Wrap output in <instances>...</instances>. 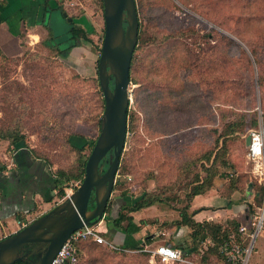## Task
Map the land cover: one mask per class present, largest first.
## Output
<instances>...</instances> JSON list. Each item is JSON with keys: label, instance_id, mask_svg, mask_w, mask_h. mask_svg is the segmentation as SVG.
Wrapping results in <instances>:
<instances>
[{"label": "rangeland", "instance_id": "rangeland-1", "mask_svg": "<svg viewBox=\"0 0 264 264\" xmlns=\"http://www.w3.org/2000/svg\"><path fill=\"white\" fill-rule=\"evenodd\" d=\"M60 1L69 14L87 18L94 28L93 43L74 48L68 57L56 56L41 43L47 30L40 24L19 28V12L13 13L7 22L14 26L12 34L19 31L18 38L8 41L6 29L0 30V45L14 58H0V133H24L35 156L48 160L54 170L75 173L80 154L69 136L77 133L96 140L100 134L98 62L105 18L103 0ZM136 1L141 22L133 68L137 92L132 94L127 142L105 217L117 216L127 198L145 192L157 201L131 213L134 221L126 232L141 249L115 252L90 243L83 248L80 264H162L144 250L145 241L193 248L185 262L174 264H213V230L201 231L194 241L191 227L175 224L185 205L193 206L195 182L209 180L202 164L213 163L205 161L204 154L218 146H224L220 152L225 155L216 164L214 186L199 196L194 210L203 214L195 219L232 228L233 217L251 232V219L264 208V161L247 155L245 141L250 130L264 128V0ZM30 6L35 11L34 2ZM253 116L258 119L255 127L250 125ZM233 122L244 132L231 133L218 144L217 138L228 133ZM14 150L8 139H0V164L13 166ZM90 153L87 146L82 155L88 158ZM233 177L238 188L232 194L234 209L210 217L205 202L230 193ZM81 182L73 178L66 195L48 207L66 200ZM102 222L100 228L113 225L112 218ZM153 235L155 239L148 240ZM244 243L252 245L247 264H264L263 227L254 242L246 236Z\"/></svg>", "mask_w": 264, "mask_h": 264}, {"label": "water", "instance_id": "water-1", "mask_svg": "<svg viewBox=\"0 0 264 264\" xmlns=\"http://www.w3.org/2000/svg\"><path fill=\"white\" fill-rule=\"evenodd\" d=\"M103 10L105 33L98 73L105 111L100 134L87 159L86 175L62 203L0 239V264H14L23 258L21 251L33 244L42 249L34 264H50L71 233L105 218L127 142L133 90L131 67L140 20L136 0H103ZM250 142L248 134L246 144ZM109 153L111 160L105 169Z\"/></svg>", "mask_w": 264, "mask_h": 264}, {"label": "trees", "instance_id": "trees-1", "mask_svg": "<svg viewBox=\"0 0 264 264\" xmlns=\"http://www.w3.org/2000/svg\"><path fill=\"white\" fill-rule=\"evenodd\" d=\"M32 1V2H31ZM16 3L17 5L13 6ZM34 2L35 11H32V8L30 4ZM19 6V7H18ZM20 6H22L20 8ZM19 12V17H16L15 20L19 21L22 20L25 25H35L40 24L47 30V36L42 39L41 43L44 47L48 48L51 52L54 53L56 56L61 57H68L71 53V51L78 47L82 46L84 44L93 43V38L91 34L94 32V28L91 26L90 22L87 20L86 17H76L74 15L69 14L68 10L63 6L62 2L60 0H0V23L9 20L11 15L13 13ZM12 19V18H11ZM140 20V19H139ZM9 29L12 31L13 25L9 24ZM20 28V27H19ZM140 28H141V22H140ZM15 32L13 34L19 35V31L17 29H14ZM139 39H140V30H139ZM139 47V40H138V46L136 50ZM100 51H102V47L100 48ZM136 53V51H135ZM134 53L133 60H132V67H131V78L133 83H136V76L133 74V68L136 64V54ZM255 54V53H254ZM0 58H3L5 60L14 59L11 56H8L2 49L0 45ZM99 65V62H98ZM113 86V83H112ZM102 91V89L100 90ZM137 89H134L132 91L133 95H136ZM101 99H102V110L101 115L99 117L100 125H102V120L104 116L105 111V99L103 91L101 92ZM129 115H130V109H129ZM264 115V114H263ZM130 117V116H129ZM264 118V116H263ZM251 127H255L258 125V119L256 116L252 117L251 121ZM128 129H129V121H128ZM244 128L242 126L238 125L236 122H233V127L228 131V133L221 134L219 138H217V142L219 144L220 140L223 143L225 137L231 133H241L244 132ZM101 131V127H100ZM251 132V130H250ZM0 139H8L10 141V147L11 149H17L20 147L27 148L29 152L31 153V156L35 160H42L45 162L47 166L50 167V172L53 175V182H54V189H56L55 196L63 198L66 195V188L71 182V180L79 179L80 181H83L85 175H86V164L87 159L84 158L82 153L86 149V147H90L91 151L96 143V140H92L87 138L86 136L82 134H71L68 138V142L70 145L78 151L80 154L79 157V164H78V170L75 173H69L64 170H54L51 163L43 159L41 157L35 156L33 154V150L29 148V145L26 143V135L19 131H8V132H1L0 133ZM224 146L220 147L218 146L216 150H211L207 154H204V160L205 161H212V165L202 164L203 171L207 173V176H209V180L206 178L205 180H198L195 183V186L193 188V195L194 196L203 194L205 191L211 187L214 186L215 178L218 177V174L216 173V164L222 161V156H224V151L220 152V148L223 149ZM122 157V156H121ZM121 162V160H120ZM212 166V167H211ZM215 167V168H214ZM8 170V166L6 164H0V172H5ZM208 180V181H206ZM230 186H231V192L228 194H223L222 196L230 200V203H232L231 198L232 194L238 190L237 186V178L233 177L230 178ZM206 182V185L204 184ZM261 190L264 191V186L261 187ZM0 192L2 193V188L0 187ZM123 197H127L123 194ZM157 201L156 197H154L153 194L145 192L140 197L136 198H127L125 200V203L120 206L119 210L117 211V216L110 217L107 216L105 218L111 219L112 218V227L124 230L125 232L129 229V227L133 224L134 217L132 216V212L139 211L143 208L149 207ZM262 202L259 203L258 206H260ZM112 200L109 199L108 207L106 212L111 210ZM191 203L188 202L185 207L181 210L182 219L175 225L177 226H187L191 227L192 232L189 234L190 238H193L194 241H196L199 238V234L201 231H206L207 229H212V238L215 240L216 244L211 247V251H214L217 259L214 261L213 264H217L218 262H224L225 264H229L227 261V257L221 252V249L219 246L223 243L225 239H229L233 237L235 240H240V227L242 223L238 220L233 218L230 222L232 225V228H223V226L219 223L212 222L210 220L207 221H199L195 219V214L197 213V210H191ZM252 209V212H255L254 206L249 205ZM37 207V204L35 208L30 209L29 211H17L15 212V217L18 220H24L26 218V214L32 213L35 211ZM110 215V214H109ZM36 219V218H35ZM126 222V224H124ZM264 229V224H263ZM128 234L127 240H123L122 244L119 246L118 249H113L115 252L125 251L126 249H141L143 246L136 245L138 244V240L135 239V237L132 234ZM103 235L106 236V234L103 232ZM207 236V235H204ZM148 240L151 241L150 238ZM98 244L94 241H82L78 244L79 248V256L81 257V254L83 253V248L86 244ZM39 245L35 244V247L26 250L27 247L24 248V250L21 251L20 256L23 258L20 260H17L14 264H34L37 257L40 255L42 249L37 248ZM174 246V245H173ZM177 247V246H175ZM178 248H182L186 253H189L193 248L184 249L183 246H179ZM147 254L150 255V253L147 252ZM207 257V256H206ZM206 259V258H205Z\"/></svg>", "mask_w": 264, "mask_h": 264}, {"label": "crops", "instance_id": "crops-1", "mask_svg": "<svg viewBox=\"0 0 264 264\" xmlns=\"http://www.w3.org/2000/svg\"><path fill=\"white\" fill-rule=\"evenodd\" d=\"M21 21V27L25 26V23ZM19 21V22H20ZM5 28L4 31L6 39L8 41L14 40V37L9 29V23L7 21L0 23V30ZM4 30V29H3ZM1 42V41H0ZM12 49V48H11ZM246 141V139H245ZM13 166H8V170L0 172V239L17 232L23 228L24 224H29L35 218L48 212L52 202L57 196H55L56 189H54L53 175L50 172V167L45 164L42 160H35L27 148L20 147L13 151ZM67 191V188H66ZM196 195L193 202V210L196 209L197 201L199 196ZM205 202L206 211L210 217L218 210L229 211L234 209V196L232 195L231 201L224 198L223 196L217 198V200H211ZM200 201V200H199ZM37 207L34 212L26 214L24 220H18L15 217L17 211H29L30 209ZM53 208V207H52ZM203 212V211H202ZM203 213L199 212L195 217L198 219ZM232 217V216H231ZM230 219H233L230 218ZM237 219V218H235ZM103 224L102 220L100 224ZM113 242L118 245L122 244L123 240H127L128 234L124 230L110 226L109 228H101ZM134 236V235H133ZM154 237L151 240L155 239ZM144 244H148L146 241ZM155 246L156 244H148Z\"/></svg>", "mask_w": 264, "mask_h": 264}, {"label": "built area", "instance_id": "built-area-1", "mask_svg": "<svg viewBox=\"0 0 264 264\" xmlns=\"http://www.w3.org/2000/svg\"><path fill=\"white\" fill-rule=\"evenodd\" d=\"M251 142L247 146V155L254 160L264 161V128L251 130ZM78 183L75 184L77 186ZM71 195V194H70ZM69 195V196H70ZM104 219V218H103ZM102 219V220H103ZM100 222L84 225L77 229L62 245L59 252L50 264H80L78 244L82 241H94L98 244H103L111 249H118L120 245L108 239L103 235L100 228ZM264 224V208L260 210L258 215H254L251 219L253 230L247 225H241L240 240H235L233 237L225 239L220 246L221 252L227 257L229 264H247L250 258L252 245L246 247L244 241L246 236L251 237V243L255 241ZM24 224L23 226H26ZM144 250L152 253V258L158 260L162 264H174L176 262H185L187 253L182 249L173 246L169 242H163L155 246L145 244ZM217 264H225L218 262Z\"/></svg>", "mask_w": 264, "mask_h": 264}, {"label": "flooded vegetation", "instance_id": "flooded-vegetation-1", "mask_svg": "<svg viewBox=\"0 0 264 264\" xmlns=\"http://www.w3.org/2000/svg\"><path fill=\"white\" fill-rule=\"evenodd\" d=\"M110 160H111V154L109 153V155L104 160V162H105V169L108 167ZM37 248H39V247L37 246Z\"/></svg>", "mask_w": 264, "mask_h": 264}]
</instances>
